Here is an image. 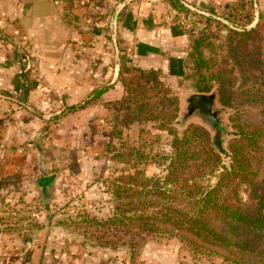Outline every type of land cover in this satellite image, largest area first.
<instances>
[{"label":"rangeland","instance_id":"374dc122","mask_svg":"<svg viewBox=\"0 0 264 264\" xmlns=\"http://www.w3.org/2000/svg\"><path fill=\"white\" fill-rule=\"evenodd\" d=\"M90 1L93 7L94 5L102 7L101 10L105 14H100V10L97 12L90 10L87 14L91 13L94 18L106 19L116 0ZM182 1L184 8L177 10L178 13H174L172 17V23L178 28L176 31L180 35L166 44L168 48H163L164 45L156 48L159 58L170 53L179 55L180 60L173 65H180L181 69L178 72V67L172 68L171 61L166 72L162 68H154L160 70L159 75L164 88L177 97L178 116L172 122V126L179 135L189 124H200L209 129L199 117L188 120L183 129L179 124L184 97L196 92L191 70L189 68L183 70L182 66L199 30L203 29L209 34L214 47L213 51L205 47L203 50L205 56H214L212 54L214 52L217 63L233 71L234 89L238 93L251 90L254 83H264V27L241 50L242 55L248 54L245 61H248L258 50L261 63L254 68V74L242 73L238 65L225 59V50L222 47L228 32L223 25L241 30L240 27L228 25L219 17L224 2L233 0H220L214 6L203 5L200 0ZM68 2L72 3V0ZM85 2L77 1L80 4ZM249 2L251 8L248 7V10L252 13L253 20L247 28L256 25L259 13L264 15V0H249ZM125 3L123 9L128 11L132 4H138L140 1L125 0ZM206 17L213 18L212 22L209 21V27L206 25ZM106 22L110 23L107 19ZM104 30L107 32L105 37L113 40L110 26ZM176 31H172L173 36H176ZM96 34L101 36L103 31L93 33L94 38ZM116 37L119 47L118 59L114 61L115 53L111 48L113 55L109 57V66L113 67L114 62L119 63L120 66V63L124 62L129 66L142 68L132 59V53L126 50L123 54L120 53L121 48L118 43L123 41L124 36L118 33ZM118 71L119 67L117 74ZM116 77L110 84H108L109 79L95 87L91 96L83 100V104L78 103L73 106L74 110L87 105L92 106L90 112L78 115L77 119L67 117L66 109L52 114L34 108V111L29 112L28 115L29 127L26 131L29 134L28 139L20 144L9 145L10 151L32 155L28 156L26 162L24 156L21 154L17 156L16 161L23 165L20 170L16 169L8 174L1 172L0 169V250L9 253L12 259L14 252L23 251L27 243H34L46 252L47 260L43 264L129 263L131 254L128 247L122 244H100L96 239L97 234L94 233L103 228L93 222L90 223V219L103 220L111 215L116 204V199L111 193V181L114 177L131 173L135 168L144 169L147 176H162L165 174L164 160L171 155L173 148L172 136L166 130L157 129V122L133 120L123 113L117 115L111 108L113 99L117 97H115L116 93L108 90L115 89V85L118 84L122 91L121 95L124 93L123 85L116 83ZM32 85L33 80L29 79L28 87ZM98 89L103 93L107 92L101 96L94 95V91ZM214 89L218 90V87L215 85L212 90ZM217 105L225 110L222 120L228 127V134L223 137V147L227 148L228 140L231 139V133L234 131L232 117L236 110L234 107L223 105L219 98ZM247 114L254 115L253 119L257 120L258 109L249 106ZM210 131L213 134V131ZM4 146L0 143V150L4 151L6 149ZM222 160L228 163V158L223 154ZM3 164L4 160L1 159L0 168ZM51 175L53 178L50 183L45 190L41 189L38 180ZM213 181V177L209 179V182ZM88 252L91 253L90 256ZM103 252L106 254H102ZM133 258L137 264H145L149 260L155 264H240L224 261L219 255L196 254L178 239L168 235H157L148 240L134 253Z\"/></svg>","mask_w":264,"mask_h":264},{"label":"trees","instance_id":"16d2710c","mask_svg":"<svg viewBox=\"0 0 264 264\" xmlns=\"http://www.w3.org/2000/svg\"><path fill=\"white\" fill-rule=\"evenodd\" d=\"M167 1L176 10L184 8L182 0ZM248 7L249 0L224 2L219 17L241 28L223 25L228 31L222 43L225 59L238 65L240 72L254 74L261 63L259 51L245 61L248 54L242 55L241 50L263 29L264 15L259 13L256 25L247 28L253 20ZM205 19L209 27L213 18ZM205 47L214 49L209 34L201 29L182 67L191 70L196 92L208 93L216 85L220 102L236 110L227 148L219 133L211 135L200 124L187 125L179 135L172 126L178 100L164 88L160 70L120 63L116 83L123 85L124 93L113 99L111 108L133 120L157 122V129L172 136L173 148L164 160L162 176H147L144 169L135 168L114 177L111 193L116 204L111 215L90 219L103 228L94 233L100 244L128 247V264H137L134 253L157 235L176 238L196 254L264 264V83L238 93L233 71L218 64L214 52L206 57ZM101 89L93 94L107 92ZM249 106L258 109L257 120L247 114ZM212 177L214 181L209 182Z\"/></svg>","mask_w":264,"mask_h":264},{"label":"crops","instance_id":"0c3cea01","mask_svg":"<svg viewBox=\"0 0 264 264\" xmlns=\"http://www.w3.org/2000/svg\"><path fill=\"white\" fill-rule=\"evenodd\" d=\"M77 1L0 0V143L7 149L0 150V160H4L1 172L10 174L23 167L16 161L21 153L10 151L9 145L28 139V115L34 108L52 114L66 109L67 117L74 119L92 110L91 105L76 110L73 106L83 104L98 85L115 79L119 63L110 67L109 57L113 48L114 61L118 59V33L124 36L118 43L120 53H132V59L142 68L168 71L170 61L173 65L181 58L172 53L159 58L156 50L161 45L168 48L166 44L180 35L172 23L178 11L167 0H139L128 11L123 9L125 0H116L106 18L110 23L87 14L90 10L105 14L102 7H93L90 0L82 4ZM200 2L214 6L220 0ZM108 26L113 40L105 37L104 28ZM102 31L101 36L93 37V33ZM175 66L179 72L181 66L172 68ZM29 79L33 80L31 87ZM115 89L108 92L120 96L118 84ZM21 156L26 162L32 155ZM12 255L14 264H43L47 260L46 252L34 243H27L23 251ZM145 264L155 263L149 260Z\"/></svg>","mask_w":264,"mask_h":264},{"label":"water","instance_id":"95a60500","mask_svg":"<svg viewBox=\"0 0 264 264\" xmlns=\"http://www.w3.org/2000/svg\"><path fill=\"white\" fill-rule=\"evenodd\" d=\"M217 101H218L217 89H214L208 93L192 92L187 94L184 97L183 112L181 113V117L179 121L181 129L184 128L185 123L188 120L194 117H199L204 121V123L208 126V128L213 131V134L211 135H214L215 133H219L223 139V137L228 134L227 133L228 127L226 123H224V121L222 120V114L225 112V110L217 105ZM52 178L53 175L48 177L47 176L41 177L38 180L39 187L45 190V187L50 183V180Z\"/></svg>","mask_w":264,"mask_h":264},{"label":"built area","instance_id":"2783aa9c","mask_svg":"<svg viewBox=\"0 0 264 264\" xmlns=\"http://www.w3.org/2000/svg\"><path fill=\"white\" fill-rule=\"evenodd\" d=\"M0 264H14L10 254L0 250Z\"/></svg>","mask_w":264,"mask_h":264}]
</instances>
